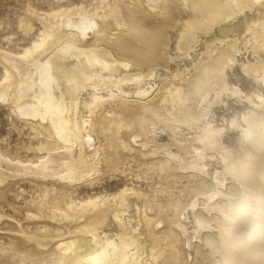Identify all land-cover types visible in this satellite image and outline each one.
Here are the masks:
<instances>
[{"label": "bare ground", "instance_id": "obj_1", "mask_svg": "<svg viewBox=\"0 0 264 264\" xmlns=\"http://www.w3.org/2000/svg\"><path fill=\"white\" fill-rule=\"evenodd\" d=\"M103 6L60 14L58 34L46 35L57 40L37 42L38 54L0 50V102L46 140L31 164L0 151V186L42 182L45 198L57 182L117 170L119 152L136 149L161 185L200 187H183L192 199L176 206L177 220L134 187L0 213L13 221L0 264H229L225 206L244 181L264 188V0H123V24ZM147 122L131 141L120 136Z\"/></svg>", "mask_w": 264, "mask_h": 264}, {"label": "rangeland", "instance_id": "obj_2", "mask_svg": "<svg viewBox=\"0 0 264 264\" xmlns=\"http://www.w3.org/2000/svg\"><path fill=\"white\" fill-rule=\"evenodd\" d=\"M122 1L0 0V50L3 49L2 51L4 52H12L14 54H23L26 51L36 54L41 50L39 47L38 51H35L37 42L43 41L45 46H50L57 40L56 36L46 37V35L53 32H55L54 34H58V27L62 26L60 14H77L85 10L93 12L95 8L104 5V9L100 10V12L109 14L113 18H116L118 23L123 24L119 10V5ZM3 70L4 67L0 63V80L4 75ZM169 103L166 104L168 107L171 105ZM119 108L121 107H117L115 111H119ZM13 111L10 107L0 102V151L15 156L17 160H23V162L31 164V161H37L40 159V156L44 155L43 151L39 149L42 146L40 143L42 141L45 143L46 140L31 125L27 124L25 120L22 121V118L17 117L18 115ZM151 127L150 122H147L142 128L133 123L132 128L124 129L127 132L123 131L124 135L121 133L120 136L127 141H131L133 131L140 130L147 132V129ZM38 146L40 147L38 148ZM138 147L140 146L137 145V149ZM136 153V149L132 151L121 150L117 159L120 162V159L123 157L122 160L124 161L121 160L122 164L120 162L117 170L114 169L116 171H106V174L100 175L98 180H93L94 182H83L73 187H68L65 183L61 182L58 184L57 182L54 186L56 190L51 191L45 198L43 195L46 188L41 184L42 182L36 183L35 181L16 179L9 186H0V192L3 196L0 200V213L5 214L8 218H19L18 215L25 213L26 209L34 208L37 201L43 198L44 201L46 199H53L57 194L63 195L66 200H69L71 196L77 202H85L90 198L94 199L101 196H109L112 199L113 196L118 195L121 191L134 187L151 196H156L160 202L169 206L167 210L169 216L171 215L173 220H177L178 208L176 206L180 204L183 207L192 199L191 193L188 191L189 189L182 191L186 183L188 184L187 179L182 178L177 183L170 180L171 186L169 188L166 185H161V179L158 178L157 173L151 171L146 175L147 173L144 170L142 171L144 167L141 166V158L139 160L141 156L139 153ZM106 166V163L103 164L104 170L108 169ZM137 174H141V177H137ZM47 184L50 185L51 182L49 181ZM188 185L200 187V183L195 181V179L189 182ZM158 189L159 191H157ZM16 210L20 211L16 212ZM5 220L9 222H0V244H8L10 238H12L10 229L12 228L13 221L9 219ZM29 223L30 230L35 231L36 225L32 222ZM196 264H206V260L199 257Z\"/></svg>", "mask_w": 264, "mask_h": 264}, {"label": "clouds", "instance_id": "obj_3", "mask_svg": "<svg viewBox=\"0 0 264 264\" xmlns=\"http://www.w3.org/2000/svg\"><path fill=\"white\" fill-rule=\"evenodd\" d=\"M254 128L247 143L261 144ZM223 251L229 264H264V188L244 181L225 206Z\"/></svg>", "mask_w": 264, "mask_h": 264}]
</instances>
